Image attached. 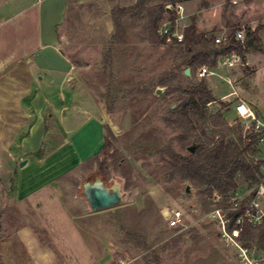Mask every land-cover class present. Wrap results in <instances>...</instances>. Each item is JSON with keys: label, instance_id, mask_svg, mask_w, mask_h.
<instances>
[{"label": "rangeland", "instance_id": "374dc122", "mask_svg": "<svg viewBox=\"0 0 264 264\" xmlns=\"http://www.w3.org/2000/svg\"><path fill=\"white\" fill-rule=\"evenodd\" d=\"M198 1L192 11L185 8L186 17L179 22L178 32L184 33L195 17L197 26L201 25L198 32L215 39L239 31L246 36L249 30L262 28L260 38L264 45V0H205L206 7ZM135 3L136 0H84L69 11L62 30L69 40L67 50L80 70V78L100 107L112 147L110 154L115 156L106 161L101 155L95 165L88 167V172L96 174L92 182L102 178L108 188L119 185L124 195L122 206L97 213L90 210L85 198L78 199L77 195H61L64 206L84 207L88 214L96 215L90 223L101 226L100 236L110 239L113 264H240L237 251L224 245L217 228L207 219L213 207L206 205V196L173 175L171 162L151 150L156 145L171 146L189 157L192 146L184 151L183 132L166 124L169 109H176V105L173 98H164L166 88L160 87V82L177 64L173 52L149 44L144 39L145 22L133 15L123 21L128 44H112L116 34L114 10ZM258 64L264 67V53ZM256 66L240 72L236 84L244 89ZM232 75H236L235 71ZM261 79V87L254 90L264 97V74ZM150 93L153 95L149 96ZM110 108L113 112L108 114ZM224 110L220 105H209L206 125L209 137L214 133L238 139L241 133L247 136L253 132L251 123L236 116L223 115L228 126L222 125L218 115ZM193 140L189 136L186 142ZM145 149H149L148 154H144ZM259 158L264 160V151H260ZM78 184L79 193H83V179ZM238 185V192L244 195L253 189L242 177L238 178ZM5 200L6 226L0 228V237L13 241L15 196L4 195L1 201ZM172 208L184 210L186 231L177 232L164 219Z\"/></svg>", "mask_w": 264, "mask_h": 264}, {"label": "crops", "instance_id": "0c3cea01", "mask_svg": "<svg viewBox=\"0 0 264 264\" xmlns=\"http://www.w3.org/2000/svg\"><path fill=\"white\" fill-rule=\"evenodd\" d=\"M83 1L0 0V228L7 215L1 200L15 196L13 241L0 237L3 264L114 262L110 239L90 223L96 215L65 207L61 197L84 198L78 183L96 177L88 167L106 141L100 107L80 78L62 31L69 11ZM197 2L184 4L187 12ZM261 57L248 50L208 68L206 80L217 100L211 105L223 104L226 118L236 116L234 108L243 102L264 122V97L254 90L263 82ZM255 66L245 88L237 85L240 72Z\"/></svg>", "mask_w": 264, "mask_h": 264}, {"label": "trees", "instance_id": "16d2710c", "mask_svg": "<svg viewBox=\"0 0 264 264\" xmlns=\"http://www.w3.org/2000/svg\"><path fill=\"white\" fill-rule=\"evenodd\" d=\"M193 1L196 0H136L132 7L114 10L112 19L116 34L112 38V44H128L127 29L123 21L128 15H133L145 22L144 39L149 44L167 47V52H173L177 64L170 73L164 74V79L160 82V87L166 88L164 98H173L176 105V109H169L166 124L183 132L181 139L185 142L184 151H188L190 146L195 147V151L188 152L190 156L187 157L176 152L171 146L156 145L151 150L154 154L166 157L174 167L173 175L199 189L202 195L206 196V205L214 208L210 198L214 194L227 197L237 192L239 177L251 188L259 184L264 165L259 153L263 150L259 145L258 136L253 132L247 136L241 133L238 139H229L227 135L214 133L210 137L207 135L208 107L217 100L207 80H195V75L197 70L204 66L217 68L219 60L223 57L243 56L248 50L263 54L264 45L260 38L262 28L249 30L244 42L236 40V34L231 33L225 44L217 45L214 36L208 37L198 32L196 19H192L191 25L184 30L183 43L179 44L177 40L168 43L167 37L159 35L161 24L166 18H170L172 22L175 20L174 13L167 10V7ZM201 1L202 6L206 7L205 0ZM187 69L191 70L190 77L185 75ZM193 81L196 82L192 83ZM152 95L153 93L149 94ZM220 106L225 107L221 103ZM111 112L113 108L108 110V114ZM223 115L224 111L218 115V119L222 121V125L228 126ZM189 136L194 140L187 143ZM111 149L110 141L106 137L105 145L95 160H99L101 155L106 157V161L115 157L110 154ZM143 152L148 154L149 149ZM105 171L103 169L104 174ZM243 243L264 251V227L257 230L248 228Z\"/></svg>", "mask_w": 264, "mask_h": 264}, {"label": "built area", "instance_id": "2783aa9c", "mask_svg": "<svg viewBox=\"0 0 264 264\" xmlns=\"http://www.w3.org/2000/svg\"><path fill=\"white\" fill-rule=\"evenodd\" d=\"M167 10L173 12L175 20H168L159 29V35L168 38V43L177 40L179 44L184 41V33L178 32L179 22L185 19L184 4L168 6ZM229 35L216 38L217 45L225 44ZM245 34L242 31L236 33V40L244 42ZM208 67L197 70V77L202 80L210 76ZM234 112L238 120L251 123L253 133L258 136L261 149L264 151V122L258 119L255 112L245 103H238ZM212 204L214 208L207 214V219L215 225L219 236L228 248L236 250L240 264H264V251L243 243L245 231L249 229H260L264 227V165L258 185L253 187L248 195L235 192L227 197L219 194L213 195ZM166 219L170 228L177 232L187 229V215L181 208H172L166 212ZM260 255L256 259L254 253Z\"/></svg>", "mask_w": 264, "mask_h": 264}, {"label": "water", "instance_id": "95a60500", "mask_svg": "<svg viewBox=\"0 0 264 264\" xmlns=\"http://www.w3.org/2000/svg\"><path fill=\"white\" fill-rule=\"evenodd\" d=\"M187 77L191 76V70L185 71ZM160 92V90H158ZM195 147L190 148V152H194ZM25 163H21L24 166ZM94 182L89 181L83 185V195L89 208L92 212L97 213L112 208L120 207L124 204V195L119 185H115L112 188L105 186L102 178H95ZM256 259H260V255L257 252L254 253Z\"/></svg>", "mask_w": 264, "mask_h": 264}]
</instances>
